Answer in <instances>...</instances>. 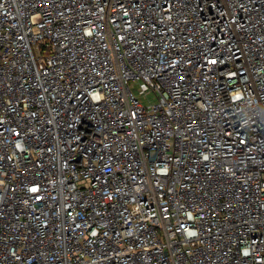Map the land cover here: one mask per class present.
Here are the masks:
<instances>
[{"label": "built area", "instance_id": "1", "mask_svg": "<svg viewBox=\"0 0 264 264\" xmlns=\"http://www.w3.org/2000/svg\"><path fill=\"white\" fill-rule=\"evenodd\" d=\"M0 264H264V0H0Z\"/></svg>", "mask_w": 264, "mask_h": 264}, {"label": "rangeland", "instance_id": "2", "mask_svg": "<svg viewBox=\"0 0 264 264\" xmlns=\"http://www.w3.org/2000/svg\"><path fill=\"white\" fill-rule=\"evenodd\" d=\"M141 102H142L143 104H146V101H145V100H141Z\"/></svg>", "mask_w": 264, "mask_h": 264}]
</instances>
